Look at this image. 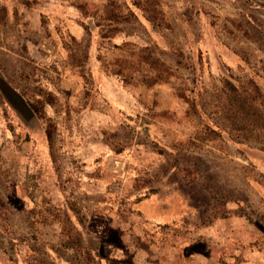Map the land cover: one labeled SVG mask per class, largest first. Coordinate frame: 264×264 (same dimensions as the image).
<instances>
[{
	"label": "rangeland",
	"instance_id": "rangeland-1",
	"mask_svg": "<svg viewBox=\"0 0 264 264\" xmlns=\"http://www.w3.org/2000/svg\"><path fill=\"white\" fill-rule=\"evenodd\" d=\"M220 77L264 113V0H0V264H264V138L198 140Z\"/></svg>",
	"mask_w": 264,
	"mask_h": 264
},
{
	"label": "trees",
	"instance_id": "trees-1",
	"mask_svg": "<svg viewBox=\"0 0 264 264\" xmlns=\"http://www.w3.org/2000/svg\"><path fill=\"white\" fill-rule=\"evenodd\" d=\"M161 14L158 13L156 25L168 28L169 25ZM135 57V63H128L126 68L134 70L136 67H145L149 72L143 76L145 79L147 78V81H142L147 86L165 83L172 77L171 69L147 49H139ZM259 97H261L259 88L251 79L246 82H239L220 77L212 102L211 114H215L222 123L220 126L216 123H212L211 126L208 124L201 125L203 135L198 137V140L222 139L233 142L239 148L241 145L239 140L256 141L264 138V113L260 108L261 104L257 103ZM4 99L20 113L30 112L27 101L14 89L7 87L4 92ZM181 99L185 105L184 115L186 117L198 115L194 97L182 96ZM193 139L197 140L196 138Z\"/></svg>",
	"mask_w": 264,
	"mask_h": 264
}]
</instances>
